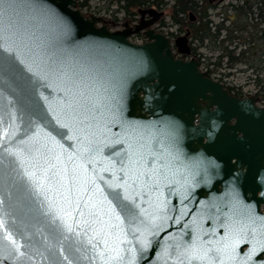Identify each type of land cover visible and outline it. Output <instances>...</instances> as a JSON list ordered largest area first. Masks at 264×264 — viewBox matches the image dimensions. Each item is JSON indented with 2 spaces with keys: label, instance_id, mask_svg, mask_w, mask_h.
<instances>
[{
  "label": "snow or ice",
  "instance_id": "snow-or-ice-1",
  "mask_svg": "<svg viewBox=\"0 0 264 264\" xmlns=\"http://www.w3.org/2000/svg\"><path fill=\"white\" fill-rule=\"evenodd\" d=\"M20 7L0 0V55L23 66L46 107L37 102L18 115L10 103L0 114V264H35L37 257L41 264H137L152 237L191 214L184 202L213 177L202 160L184 161L174 124L157 130L126 118L122 83L78 54L32 42L18 23ZM177 191L179 209L166 195ZM205 207L215 209L211 218L222 233L204 227L207 216L193 215L167 237L157 253L162 264H256L264 216L235 186Z\"/></svg>",
  "mask_w": 264,
  "mask_h": 264
},
{
  "label": "water",
  "instance_id": "water-1",
  "mask_svg": "<svg viewBox=\"0 0 264 264\" xmlns=\"http://www.w3.org/2000/svg\"><path fill=\"white\" fill-rule=\"evenodd\" d=\"M17 3L21 5L18 23L32 42L59 55L78 54L101 76L122 83L126 118L153 125L157 130H162L166 123L174 124L184 161L202 160L213 177L211 184L200 183L194 188L190 199L184 202L191 214L180 224L170 221V226L152 237V247L138 254L137 264H162L157 253L171 242L167 237L179 233L184 222L191 221L197 213L208 217L202 221L206 229L216 227L222 233L211 218L215 209L205 205L224 197L233 186L246 205L264 216V108L255 104L256 97L240 98L229 93L220 82L199 70L196 59L175 58L168 39L149 28L160 13L143 10L141 14L147 12L150 19L142 18L134 27L125 25L111 31L105 22L96 25L99 17L84 16L76 8V0ZM141 30L146 42L137 44L128 39ZM188 34L176 39L182 53L190 51ZM25 75L23 66L0 55V114L7 112L10 103L18 115L19 110L34 111L37 102L44 105L43 99L28 87ZM40 91L44 96L52 93V89ZM166 195L171 205L181 208L179 191ZM4 211H9L7 206ZM17 216L20 221L31 223L19 210ZM250 247L241 245L243 252ZM253 260L264 264V253L258 251ZM5 264L16 261L8 259ZM35 264H41L39 257Z\"/></svg>",
  "mask_w": 264,
  "mask_h": 264
},
{
  "label": "rangeland",
  "instance_id": "rangeland-1",
  "mask_svg": "<svg viewBox=\"0 0 264 264\" xmlns=\"http://www.w3.org/2000/svg\"><path fill=\"white\" fill-rule=\"evenodd\" d=\"M196 1H198V5H201L200 8H198L197 10L200 12L201 10L206 9L209 5V0H196ZM226 1H234V0H226ZM175 2L176 0H163L162 2V9L164 10L165 13L164 22L167 23V26H165L164 31L168 32L169 36L172 39L171 41H173L176 36H179L180 34L184 33L186 30L184 28V13L179 14V17L181 19L180 22L174 23L172 21L171 13ZM251 2L252 5L249 9L250 16L245 19L243 15H240L238 20L239 23L243 25L246 24V31L245 32L243 31L241 33H239L238 31L237 35L230 36L229 39L228 44L230 45V47H233L234 44L236 43L238 44L236 46L237 47L236 51L228 50L225 45L227 42L223 43L225 47L219 46L217 48H214L213 43L209 41L208 43L211 48H206V49L200 47L199 44H202L200 42L197 43L194 42L192 39H190V43L193 44L192 49L196 50L197 53L201 54V58H204L203 61L205 63L204 65L206 67H209L208 69L211 70L218 69V71H223L222 76L227 78V79L226 78L223 79H225L227 84L228 82L231 83L227 85L229 88H232L234 85H237L240 88L239 90L240 94L244 96L245 95L256 96L259 101L263 102L264 100V31H263L264 6H261L257 2V0H251ZM83 3H89V6L93 7L95 11H101L99 15L100 17L102 16V18L105 21L108 22L110 20L108 18V16L111 17L110 11L108 10L103 11L102 9V8H106L105 0H89V1L83 0ZM121 5L122 3L121 4L113 3L110 6L112 10L117 11L118 17L122 18L121 23L129 22L130 18L134 20L136 17H138L135 16L136 14H133L131 9L126 7V5L123 7V9L121 8L122 7ZM242 14H244V12H242ZM113 17L114 14H112L111 17L112 20ZM186 17L188 18L187 13H186ZM113 22L114 24L111 22L112 24L111 26L116 25L115 24L116 22L115 21ZM121 23L117 26V28L123 27V24ZM155 29H156L155 31L159 30L156 27ZM132 37L137 42L145 40L144 35L137 36L135 34H132ZM218 48L221 49L226 48V52L230 53L232 58L231 57L220 58L222 54L220 53V49ZM239 48L242 49L240 52H239ZM195 55L197 57V54ZM213 62L215 63V65L211 64ZM245 67L246 70L244 69ZM256 78L262 79L263 84L260 83L259 80H257ZM234 91H236V89Z\"/></svg>",
  "mask_w": 264,
  "mask_h": 264
},
{
  "label": "built area",
  "instance_id": "built-area-1",
  "mask_svg": "<svg viewBox=\"0 0 264 264\" xmlns=\"http://www.w3.org/2000/svg\"><path fill=\"white\" fill-rule=\"evenodd\" d=\"M89 1V0H88ZM241 1V0H240ZM105 2H106V4H113V3H115V4H118V3H122V5H124V2L123 1H121V2H117V1H111V0H105ZM229 2L230 1H226V0H220V2L214 7V8H209L208 10H207V15H206V19H209L210 20V23H209V26L212 28V29H215V26H216V23L217 22H223L224 24H225V26H228L229 24H230V14H232V8L230 7V5H228L229 4ZM233 2H239V0H235V1H233ZM111 4V5H112ZM78 5H79V8L81 9V11L84 13V14H87V15H90V14H92V15H96V16H100L99 14L101 13V11H95L94 10V8L93 7H90L89 6V3H83V0H79V2H78ZM110 5V6H111ZM99 6V5H98ZM110 6L108 7V8H102L103 9V11H105V10H108V11H110V14H111V17H112V14H114V17H113V20H112V18L110 17V16H108V18L110 19L109 21H111L113 24H114V22L113 21H115L116 23V28H117V26L121 23V20H122V18L121 17H118V13H117V11H114V10H112L111 8H110ZM227 7V8H226ZM123 9V8H122ZM115 12V13H114ZM116 16H117V18H116ZM102 17V16H101ZM137 18L138 17H136L134 20L133 19H131L130 18V23L131 24H135L136 23V21H137ZM131 21H133V22H131ZM121 24H123V23H121ZM155 27L156 28H158L160 31H162V32H164L166 35H169L168 34V32L167 31H164L165 30V26H163L161 23H157L156 25H155ZM222 33H225V31H222ZM172 40V39H171ZM175 40V39H174ZM174 40L172 41V44H173V42H174ZM137 42V41H136ZM141 42V41H140ZM202 53V52H201ZM196 54H197V57L201 60V65H200V68H201V70L202 71H204V72H206V73H209L210 74V76L212 77V78H214V79H217V80H220L222 83H224L225 85H228V84H231V83H229L228 82V84H227V82L225 81V79H223V78H226V77H224V76H222V73H223V71H218V70H211V69H208L209 67H206L204 64V58H201V54H199V53H197L196 52ZM227 79V78H226ZM241 85V84H240ZM261 87V86H260ZM233 89L235 90L236 89V91H239L240 90V88H239V86H237V85H234L233 86ZM240 92V91H239ZM260 106H262V107H264V100H263V102H261V101H259V103H258Z\"/></svg>",
  "mask_w": 264,
  "mask_h": 264
},
{
  "label": "trees",
  "instance_id": "trees-1",
  "mask_svg": "<svg viewBox=\"0 0 264 264\" xmlns=\"http://www.w3.org/2000/svg\"><path fill=\"white\" fill-rule=\"evenodd\" d=\"M117 1L125 2L126 7L131 9L132 13L135 14L136 11L139 9V7L142 6L147 0H117ZM257 1L263 2L262 4L264 6V0H257ZM158 3L159 1L157 2V4ZM197 7H198V2L196 0H176L175 4L173 5V10L171 13L172 20L174 22H180L181 19L179 17V14L184 13L185 18H187L186 13H188L189 11L194 10L196 12H200L197 11L198 10ZM244 13H246V10H244ZM204 16H205V9L201 10V14L197 19L198 21H195L192 24H190L192 37L196 41H200V42H203L205 38L213 39L214 37L213 33L210 31V28L208 26L209 20L208 21L204 20ZM229 34L232 35L231 31L229 32ZM228 56L232 58L230 53H228Z\"/></svg>",
  "mask_w": 264,
  "mask_h": 264
},
{
  "label": "flooded vegetation",
  "instance_id": "flooded-vegetation-1",
  "mask_svg": "<svg viewBox=\"0 0 264 264\" xmlns=\"http://www.w3.org/2000/svg\"><path fill=\"white\" fill-rule=\"evenodd\" d=\"M148 3H150L152 0H147ZM219 0H209V4H216L218 3ZM258 2V1H257ZM261 6H263V2H258ZM257 3V4H258ZM252 3H251V0H241L237 6H234V10L232 12V27L233 29L235 30V32L237 33L239 31V33L241 32H245L246 31V24H241L239 23V16L240 15H243L244 18H247L250 16V12H249V9L251 7ZM201 5H198L197 8H200ZM244 10H246V13L242 14V12H244ZM191 14H189V18H185V15H184V28L186 30H189L191 32V29H190V24H192L193 22L197 21V18L199 16L200 13L192 10L190 11ZM220 28L221 26H218L217 29H216V34L214 35V45H218V46H225L223 43H224V40L222 39L223 36L219 33L220 31Z\"/></svg>",
  "mask_w": 264,
  "mask_h": 264
}]
</instances>
